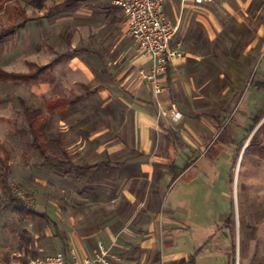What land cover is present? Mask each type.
Masks as SVG:
<instances>
[{
	"label": "crops",
	"instance_id": "crops-1",
	"mask_svg": "<svg viewBox=\"0 0 264 264\" xmlns=\"http://www.w3.org/2000/svg\"><path fill=\"white\" fill-rule=\"evenodd\" d=\"M21 3L25 9L26 0ZM79 5L90 21L106 20L98 26L108 27L103 38L112 46L79 45V28L73 25L65 33V49L56 50L50 37L55 24H75L81 16L70 10L58 17L56 11ZM42 7L46 12L36 17L25 9L33 19L20 28L37 23L23 36L25 53L49 50L48 60L25 62L33 67L30 72L41 74L27 82L39 103L30 106L20 99L41 110L50 154L70 162L65 170L43 166L36 152L37 165L51 169L56 192L65 184L66 202L30 205L45 216L20 218L42 226L20 229L17 260L7 264H26L57 251L82 260L94 257L100 245L108 249V264H195L200 246L213 240L212 220L204 221L201 210L213 200L218 180V162L209 151L246 86L245 60L264 51V0L168 1L163 17L176 26L172 46L184 55L160 77L158 96L139 74L148 62L113 0H54ZM255 86V94L264 89L260 81ZM156 101L162 108L174 102L181 117L159 116ZM246 127L241 124L243 137L233 144L246 137ZM216 247L221 264H242L235 250L230 256L220 233Z\"/></svg>",
	"mask_w": 264,
	"mask_h": 264
},
{
	"label": "rangeland",
	"instance_id": "rangeland-1",
	"mask_svg": "<svg viewBox=\"0 0 264 264\" xmlns=\"http://www.w3.org/2000/svg\"><path fill=\"white\" fill-rule=\"evenodd\" d=\"M51 1L54 0H26L25 9L32 10L33 12L29 15L36 17L46 12V8L42 5L50 4ZM8 6L9 3H5L0 10V26L7 21L4 10ZM84 9L86 8L82 5L70 8L61 6L59 11H56L55 15L58 17L70 14V10L71 13L76 12L81 15L75 24L68 22L55 24L56 29L50 37L53 38L52 43L56 44L57 51L65 49L64 36L67 29L73 25L79 28L76 30L80 39L79 45L83 47L112 46L111 39H104L107 38L104 36L108 27L104 25V28L100 30L98 26L99 21L106 23V20L103 17L94 16L90 21L87 16L83 15ZM84 22L89 23L84 25ZM36 25L37 23L32 21L27 29H18L14 35L0 42L1 72L30 73L33 67H27L25 62L38 63L48 60V49H44L41 55L35 56L25 53L22 48L23 36L27 37L30 28ZM87 25L92 31H86ZM93 27L96 29L93 30ZM40 36L43 41L47 40L44 34L40 33ZM244 66L246 69L244 73L247 74L246 86H244L239 102L234 104V109L226 122V129L215 136V141L209 151V154L215 156L218 162V180L215 183L213 181V200L207 207L203 201L204 207L201 210L204 211L202 217L204 221L212 220L211 238L213 240L204 242L200 246V253L195 264H221L222 255L220 249L216 247L219 233L226 239L231 257L235 250L242 264L244 261L249 264H264V117H262L264 116L262 115L264 113V89L260 90V94H255L256 83L260 81L264 84V51L257 55L250 54ZM40 75L34 73L32 79ZM20 98L27 100L30 106L39 103V100L32 97L30 87L25 80L0 79V142L3 143L9 155L11 191L29 205L41 206L43 203L41 201H54L59 206L64 205L66 202L65 184L59 192H56L51 182V169L37 165L39 157L36 151L29 146V138L19 133V130L26 128L22 107L19 103ZM254 115H260L262 118L251 130V125L255 120ZM242 123L247 124L245 130L247 140L243 149L240 148L237 153L239 145L231 141L243 137L240 133L242 128H239ZM254 132H256L255 136L249 141ZM6 201V194L0 186V264H7L12 259L17 260L18 233L22 227L26 226L36 231L37 224L42 226V223L36 219L24 221L18 217L9 206L4 207ZM228 216H231V222L226 223Z\"/></svg>",
	"mask_w": 264,
	"mask_h": 264
},
{
	"label": "built area",
	"instance_id": "built-area-1",
	"mask_svg": "<svg viewBox=\"0 0 264 264\" xmlns=\"http://www.w3.org/2000/svg\"><path fill=\"white\" fill-rule=\"evenodd\" d=\"M168 1L170 0H113V4L125 16L127 34L135 41L137 52L148 62L145 69L139 70V74L149 84L155 96L163 91L160 77L168 65L184 55L177 46H172L176 26L163 17V9ZM180 1L184 3L186 0ZM209 1L211 0H194L195 3ZM156 104L159 116H170L173 120L181 117L174 102L167 108H162L159 101ZM107 254L108 249L100 245L95 256L91 258L81 260L74 255L69 257L64 251H57L32 259L26 264H108Z\"/></svg>",
	"mask_w": 264,
	"mask_h": 264
},
{
	"label": "trees",
	"instance_id": "trees-1",
	"mask_svg": "<svg viewBox=\"0 0 264 264\" xmlns=\"http://www.w3.org/2000/svg\"><path fill=\"white\" fill-rule=\"evenodd\" d=\"M21 2L22 0H0V10L2 9L3 4L9 3V6L4 10L7 21L3 26H0V42H2L6 37L12 35L17 29L24 27L27 21L33 19L26 13ZM32 74H34V72L16 74L11 72L4 73L0 71V79L17 78L29 82L32 80ZM19 103L22 106L26 124V128L19 130V133L22 136H27L29 138L30 146L38 153L39 157L41 158L42 165L49 166L57 170L67 169V166L70 165V162L67 159H58L57 157L51 155L45 145V134L41 125V110L38 108H30L26 105L23 99H19ZM63 103H66V101H63ZM262 115H264V113H262ZM253 119L255 120L254 124L251 125V130L261 118L260 115H256V117ZM255 133L256 132L252 134L249 141L252 140V138L255 136ZM246 138L247 137L243 138V140L239 143L237 153L239 152L241 144L246 140ZM10 169L9 155L5 150L3 143L0 142V186L7 197L4 207L9 206L17 216L22 218H33L36 216L43 218L45 216L43 213L37 212L33 206L28 205L23 199L12 193L9 184ZM227 222H231V216L227 217L226 223ZM189 261L190 260L187 262L185 260H181L178 264H187Z\"/></svg>",
	"mask_w": 264,
	"mask_h": 264
}]
</instances>
